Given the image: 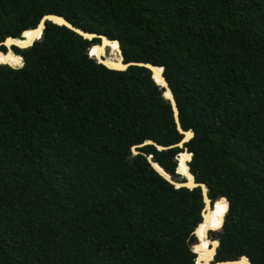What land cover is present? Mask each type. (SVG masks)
<instances>
[{"label": "trees", "instance_id": "obj_1", "mask_svg": "<svg viewBox=\"0 0 264 264\" xmlns=\"http://www.w3.org/2000/svg\"><path fill=\"white\" fill-rule=\"evenodd\" d=\"M46 14L164 68L210 230L227 204L214 260L264 264V0H0V43ZM98 43L47 22L0 65V264H205L201 189L131 151L181 141L170 103L148 69L91 59ZM182 151L139 149L176 182Z\"/></svg>", "mask_w": 264, "mask_h": 264}, {"label": "water", "instance_id": "obj_2", "mask_svg": "<svg viewBox=\"0 0 264 264\" xmlns=\"http://www.w3.org/2000/svg\"><path fill=\"white\" fill-rule=\"evenodd\" d=\"M47 22H50V23L55 24L57 26H64L67 29L73 31L74 33L80 35L84 39H87L90 41H92L94 39H99L98 44L92 45L87 50V53L91 59H94V60H96V62L98 64H101V65L105 66L106 68H108L110 70H115V71H124L129 67H140V68L148 69L151 72L152 79L154 80L156 85L163 89L162 90L163 98L170 103L176 128H177L178 132L180 134H182L181 141L179 143H177L175 145H171L169 147H162V146L156 144L155 142H153L151 140H147L141 145L133 146L131 148V151L134 155H138V154L144 155L146 157L148 163L150 164V166L153 168V170H155L163 179H165L168 183L173 185L176 189H179V188H187L189 190H192L195 188L201 189L204 208L202 209V212H201L202 221L196 227V229L193 232V234H196L199 226L205 221V215L208 213V211L211 212L214 209L216 201H212L209 198V196H208L209 189L207 188V186L203 183H197L195 181L194 176L190 172L189 163L191 162L193 154L188 152L187 148L185 147V144L188 143L194 137V133L191 130L184 131L181 127L177 102L175 100V97L173 95V92H172L167 80L164 77V68L163 67H156V66H153L149 63H143V62L124 63V59L122 56V52L119 48V42L118 41H116V40L111 41L104 35L95 34V33H87L85 31L73 26L64 17L58 16L55 14L44 15L40 19V21L38 22V24L36 25L35 28L29 29V30H24L21 33L19 39H14V38L9 37V38H6L3 42H1L0 43V54H2L4 56L10 54L15 58H20L21 59V65L13 66V65L6 63V62H0V65H8L9 67H12V68H18V67L23 66V63H24L23 57L15 54L13 51V48H16L19 50H24V49L32 47L35 44V42L42 41L44 39ZM25 33H30V34L25 35ZM112 43H116L118 46V48L116 49V54L118 55L119 61H117V62L107 61V59L105 58L106 57L105 53H107V51L110 48L109 44H112ZM2 47L5 48V52H3L1 50ZM99 53H102V55H99ZM145 145H153L159 151L168 150V149L175 148V147H179L180 149H182L183 151L181 154H183V158H184L183 159L184 160L183 165L185 167V172L183 174L180 173L178 170L179 166H180V162H179L180 154L175 157V160L177 161L176 174L179 175L181 178H183L184 182H176L175 180H173L172 175L168 174L158 163L153 162V156H146L145 154L140 153L139 149ZM187 157H188V159H187ZM227 210L228 209H227V204H226V211L222 217L223 223L222 224L220 223L219 230H217V231H220L223 227V224L225 221V216L227 214ZM213 232H215V231L209 230V229L205 230V232H204V236H205V238H207V241L209 243L208 252L213 251L212 258L209 261H207L205 264H251L250 260L245 256H241L238 260L220 261V262L215 261L214 256L216 255L217 248L219 247L220 243H219V241L212 240L209 237V234L213 233ZM205 233H206V235H205ZM207 233H208V235H207ZM193 252L197 256L195 259V263L199 264L198 263L199 256L197 255V253L194 250H193Z\"/></svg>", "mask_w": 264, "mask_h": 264}, {"label": "bare ground", "instance_id": "obj_3", "mask_svg": "<svg viewBox=\"0 0 264 264\" xmlns=\"http://www.w3.org/2000/svg\"><path fill=\"white\" fill-rule=\"evenodd\" d=\"M110 45V48L109 50L107 51V53H105V58L107 59V61H111V62H117L119 61L117 55H116V49L118 48L117 44L116 43H112V44H109ZM99 55H102V53H99ZM9 57H13L12 55L8 54L6 56L0 54V60H3L4 62L6 63H9L11 65H13V63L9 60ZM15 58V57H13ZM15 59H20V58H15ZM21 60V59H20ZM14 66V65H13ZM181 155V154H180ZM181 158V157H180ZM179 158V159H180ZM188 159V157H187ZM180 167V166H179ZM183 169H184V166H183ZM179 170V169H178ZM185 172V169L183 170ZM180 172V171H179ZM184 172H180V173H184ZM209 212V211H208ZM211 224H212V217L210 215H208V213L205 215V221L203 222V246L204 247H208L209 243L207 241V238H205L204 236V232L205 230L209 229L210 230V227H211ZM208 235V233H207ZM209 249V247H208ZM212 255H213V251L211 252H208V250L206 251L205 255H204V259H205V263L207 261H209L211 258H212Z\"/></svg>", "mask_w": 264, "mask_h": 264}, {"label": "snow or ice", "instance_id": "obj_4", "mask_svg": "<svg viewBox=\"0 0 264 264\" xmlns=\"http://www.w3.org/2000/svg\"><path fill=\"white\" fill-rule=\"evenodd\" d=\"M28 33H25V35H27ZM0 62H4L3 60H0ZM220 223L222 224L223 223V219L221 218V221ZM217 227H219V225H217ZM206 235V233H205ZM196 251H199V248H195Z\"/></svg>", "mask_w": 264, "mask_h": 264}, {"label": "rangeland", "instance_id": "obj_5", "mask_svg": "<svg viewBox=\"0 0 264 264\" xmlns=\"http://www.w3.org/2000/svg\"><path fill=\"white\" fill-rule=\"evenodd\" d=\"M117 55V54H116ZM117 57H118V55H117ZM19 66V65H18ZM215 232H218V231H215ZM215 232H213V233H215ZM209 237L211 238V239H214V237H213V234H209Z\"/></svg>", "mask_w": 264, "mask_h": 264}]
</instances>
